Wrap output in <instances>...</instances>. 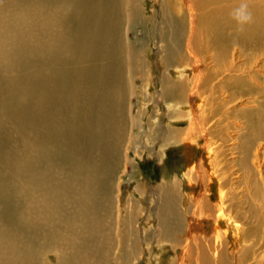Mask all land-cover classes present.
<instances>
[{
  "label": "bare ground",
  "instance_id": "bare-ground-1",
  "mask_svg": "<svg viewBox=\"0 0 264 264\" xmlns=\"http://www.w3.org/2000/svg\"><path fill=\"white\" fill-rule=\"evenodd\" d=\"M149 1L158 80L124 35L147 0H0V264H138L145 224L160 264H264V0ZM133 98L186 127L154 130ZM153 132L204 157L185 192L163 169L143 217L118 174Z\"/></svg>",
  "mask_w": 264,
  "mask_h": 264
},
{
  "label": "rangeland",
  "instance_id": "rangeland-1",
  "mask_svg": "<svg viewBox=\"0 0 264 264\" xmlns=\"http://www.w3.org/2000/svg\"><path fill=\"white\" fill-rule=\"evenodd\" d=\"M145 4H146L145 7L147 11H145V18H146L145 21L146 22L144 24H145L146 29H145L144 35L142 34V31L140 30V28L137 27L138 25H136L135 26L136 28H133L132 30H126L124 32V35L126 36V38L130 37L131 38L130 40L135 45V52H136V55L134 56L135 59L139 56V54L141 55L140 48H139V45L141 46V43L145 44V47L150 48V50L152 49L151 52L150 50L147 51V62L145 65V69L148 70L149 68L150 70H152L153 71L152 79L158 80L160 79V77L162 78V76L164 75L166 66H165L163 59L161 61V58H160L161 55L159 54L160 56H157L158 55L157 49L153 45L154 39L151 36L152 38L150 40V34H149L150 31L151 32L153 31V26L156 27L157 25L154 22V17L152 14L154 13L153 10L158 8V5L151 4L149 0H147ZM156 43L157 41L155 42V44ZM134 66H135V73L137 76H139L141 67H140L138 60L137 61L135 60ZM137 69L139 70L137 71ZM159 83L156 84V81H155L154 87L153 86L149 87L150 92L152 90V93H153L155 90H157V88L159 87ZM132 103H134L135 105V112H138L141 109H143V111L145 110L142 116V118L144 119L143 122H145L146 125L149 124V126H152V127L154 125L153 127L154 130L160 125L162 126V124L164 126H167L168 128H172V127L173 128L174 127L185 128L186 127V124L173 125V122H172L173 117L172 116L168 117V115L164 114V112L167 113L166 108L160 107L161 109H158L159 106L155 108L152 102L147 101L145 103L144 101L143 102L138 101L135 98L132 99ZM166 105L167 104H165V106ZM155 111L157 113H155ZM156 114H157V117H156ZM154 132H153V135H155V138L151 141L150 144H147V145L151 147L153 144L154 145L153 147L155 148V152H152L150 154L149 150H143V152H141L140 150L139 152H136L135 150L131 149V151L129 152L130 154L129 156L133 160V166L128 165V163L125 164L124 167H127L126 173H123L121 171L118 174V179L120 180L119 191L121 194V202H123L122 208L126 210L125 211L126 213H128L127 209H128V204L130 203V205L132 204V207L134 208L136 212L137 210L136 204L139 202L142 204L141 206L144 208L143 209L144 211L142 210L140 213L137 212V216L140 214L143 217L146 213V209L148 208L147 198L148 196H150L151 188L159 185V183H162L163 181L162 180V176L164 173L163 169L170 176V178L172 174L173 175L178 174V179L181 181L183 185V190L185 192L188 190V188L186 187V181H184L183 175H184V171L187 169L188 163H190L191 159L194 161V160H198L201 157L202 158L204 157V155L202 154V150L196 149V148L195 149L190 148L189 153L188 152L186 153L184 151V146L182 144H177L175 142L174 143L172 142L164 143V141L160 140V137H158V134L156 136V133L154 134ZM134 134H138L137 130H134ZM151 135H152V132H151ZM145 136H146L145 134H143V138L142 136H140V140L143 143H145V139H146ZM149 138H150L149 140L152 139V137H149ZM158 150H160V153H161V158H162L161 161L164 163H161V161L159 160L160 158L158 159L156 158L157 156L156 152ZM205 159H207V157H205ZM137 186L141 190L139 191L135 190ZM215 187L212 188L213 191L210 194L211 200L213 202L218 201L217 189ZM118 193L119 192H117V194ZM193 193L195 195H199L201 193V188L198 186H195ZM154 223L155 222H153V225L151 226V228L153 227L152 229L156 227ZM144 226L146 229V234H148V236L144 234L146 237L145 239H147L146 240L147 243L145 245L144 244L141 245L142 254H140V260H138V264H157V262L159 264L163 263L164 259H161V258L163 256L166 257L167 255H171L173 251L170 249V246L165 245V244L164 246L160 245V248H159V246L156 245L155 241H153L154 237L152 235L150 236L149 234L151 229L147 228L146 226L148 225L146 224ZM222 226L226 227V225L224 224ZM234 232L235 231L231 229L229 231V236L227 239L229 242L228 246L231 245V249H232V244H234L231 238ZM118 238L119 237L117 236L116 239ZM143 245L146 250L145 249L143 250V247H142Z\"/></svg>",
  "mask_w": 264,
  "mask_h": 264
}]
</instances>
